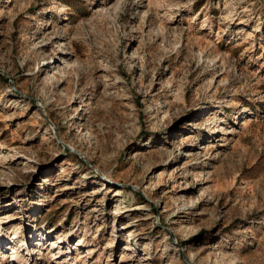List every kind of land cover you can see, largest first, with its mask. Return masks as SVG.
<instances>
[{"label":"rangeland","instance_id":"rangeland-1","mask_svg":"<svg viewBox=\"0 0 264 264\" xmlns=\"http://www.w3.org/2000/svg\"><path fill=\"white\" fill-rule=\"evenodd\" d=\"M0 264H264V0H0Z\"/></svg>","mask_w":264,"mask_h":264},{"label":"bare ground","instance_id":"bare-ground-1","mask_svg":"<svg viewBox=\"0 0 264 264\" xmlns=\"http://www.w3.org/2000/svg\"><path fill=\"white\" fill-rule=\"evenodd\" d=\"M58 240H60V238L58 239ZM63 241V240H62ZM13 252H15V251H13ZM33 252H36V251H33ZM4 253V252H3ZM51 255V254H50ZM11 258H16V255L15 256H13V257H11Z\"/></svg>","mask_w":264,"mask_h":264},{"label":"water","instance_id":"water-1","mask_svg":"<svg viewBox=\"0 0 264 264\" xmlns=\"http://www.w3.org/2000/svg\"><path fill=\"white\" fill-rule=\"evenodd\" d=\"M88 164H89V162L85 159V158H83ZM90 165V164H89ZM95 169V168H94Z\"/></svg>","mask_w":264,"mask_h":264}]
</instances>
